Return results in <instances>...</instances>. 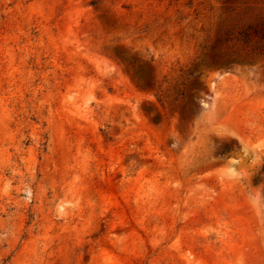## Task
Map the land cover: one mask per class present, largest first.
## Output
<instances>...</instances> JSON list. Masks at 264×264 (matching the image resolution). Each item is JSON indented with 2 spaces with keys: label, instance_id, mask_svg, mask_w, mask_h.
<instances>
[{
  "label": "rangeland",
  "instance_id": "1",
  "mask_svg": "<svg viewBox=\"0 0 264 264\" xmlns=\"http://www.w3.org/2000/svg\"><path fill=\"white\" fill-rule=\"evenodd\" d=\"M0 264H264V0H0Z\"/></svg>",
  "mask_w": 264,
  "mask_h": 264
},
{
  "label": "water",
  "instance_id": "2",
  "mask_svg": "<svg viewBox=\"0 0 264 264\" xmlns=\"http://www.w3.org/2000/svg\"><path fill=\"white\" fill-rule=\"evenodd\" d=\"M203 91L207 94L208 93V89L205 85H203Z\"/></svg>",
  "mask_w": 264,
  "mask_h": 264
}]
</instances>
